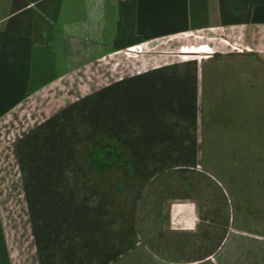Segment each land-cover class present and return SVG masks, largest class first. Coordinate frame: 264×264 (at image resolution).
Returning <instances> with one entry per match:
<instances>
[{
    "label": "trees",
    "instance_id": "obj_1",
    "mask_svg": "<svg viewBox=\"0 0 264 264\" xmlns=\"http://www.w3.org/2000/svg\"><path fill=\"white\" fill-rule=\"evenodd\" d=\"M62 4L13 0L12 19L39 18L52 39ZM217 4L220 27L264 25V0ZM117 10L112 52L210 25L208 0H118ZM14 33L12 38L19 36ZM1 40L0 34V118L58 78L32 81L29 51L18 57ZM207 69L188 60L121 78L63 107L13 143L37 264L117 262L138 244L135 211L142 191L163 175L180 179L178 200L192 199L201 182L199 76L203 87ZM98 151L108 162L103 169L93 158ZM164 187L159 199L169 192ZM0 261L10 264L1 218Z\"/></svg>",
    "mask_w": 264,
    "mask_h": 264
},
{
    "label": "rangeland",
    "instance_id": "obj_2",
    "mask_svg": "<svg viewBox=\"0 0 264 264\" xmlns=\"http://www.w3.org/2000/svg\"><path fill=\"white\" fill-rule=\"evenodd\" d=\"M213 5L211 1L208 28L158 38L130 48L134 52H112L108 45L97 50L84 42L90 45L89 57L77 56L79 49L74 48L71 72L0 119V218L10 264H37L13 143L93 91L188 60L205 63L210 73L203 87L199 76L201 182L189 200L177 199L183 192L177 191L181 182L175 175H163L144 189L135 211L138 244L113 264H264V25L220 27ZM80 15L81 1L67 0L61 19L81 36ZM199 46L212 53H183ZM101 52L103 56L96 55ZM93 158L98 169L108 164L101 151ZM163 187L169 192L159 199ZM173 204L195 205V224L172 214Z\"/></svg>",
    "mask_w": 264,
    "mask_h": 264
},
{
    "label": "crops",
    "instance_id": "obj_3",
    "mask_svg": "<svg viewBox=\"0 0 264 264\" xmlns=\"http://www.w3.org/2000/svg\"><path fill=\"white\" fill-rule=\"evenodd\" d=\"M80 1L81 15L79 17V23L81 36L77 29L74 28L73 25H70L72 23H68V20L63 22L61 19L63 6L67 4V0H63L57 25L54 29L55 35L53 34L54 36H52L51 39L48 35V32L46 31L45 22L39 18L35 19L34 16V19L28 18L27 16H21L14 20L12 18L16 15V13H11L13 0H0V34L2 36L1 45H3V47L10 52L14 51L15 49L14 53L18 57H21L27 52V50L29 51V77L32 79V81L34 80L35 82H39L41 80H47L53 77L59 78L60 76L71 72L73 70L74 48H77V50L79 49V52L77 51L76 54L77 56L83 58L89 57V52L87 49L90 45L85 44L87 42L92 43V48L95 49L99 48V46H101V48H105V45H108L110 48L109 44H111L113 41L115 35V26L118 19V0ZM208 1L209 8L211 7V1L214 2L213 6L217 12V0ZM14 31L18 33H14ZM12 33L19 35V38H12ZM106 35L108 36L107 39H105ZM27 38L30 41L29 44H27ZM83 44L84 46L82 47ZM82 49L85 51L83 54L81 51ZM99 54L96 55L103 56V52H101V55ZM51 85L49 84L46 87ZM171 209L172 214L182 217L180 219L182 223L188 224L190 226L195 224L198 216L195 205L173 204ZM0 264H2L1 261Z\"/></svg>",
    "mask_w": 264,
    "mask_h": 264
},
{
    "label": "bare ground",
    "instance_id": "obj_4",
    "mask_svg": "<svg viewBox=\"0 0 264 264\" xmlns=\"http://www.w3.org/2000/svg\"><path fill=\"white\" fill-rule=\"evenodd\" d=\"M139 48V47H137ZM134 52L135 50L133 49H129V52ZM140 51V50H139ZM184 54H211L212 53V50L209 49L208 47L206 46H203V47H198V48H191L190 50L186 51V52H183Z\"/></svg>",
    "mask_w": 264,
    "mask_h": 264
}]
</instances>
